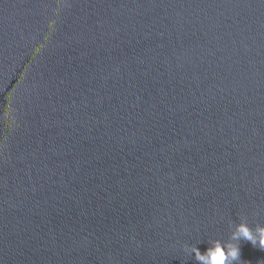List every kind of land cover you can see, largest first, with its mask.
I'll use <instances>...</instances> for the list:
<instances>
[{
	"label": "water",
	"instance_id": "water-1",
	"mask_svg": "<svg viewBox=\"0 0 264 264\" xmlns=\"http://www.w3.org/2000/svg\"><path fill=\"white\" fill-rule=\"evenodd\" d=\"M241 222L264 225V0H0V264H197L182 245Z\"/></svg>",
	"mask_w": 264,
	"mask_h": 264
},
{
	"label": "clouds",
	"instance_id": "clouds-1",
	"mask_svg": "<svg viewBox=\"0 0 264 264\" xmlns=\"http://www.w3.org/2000/svg\"><path fill=\"white\" fill-rule=\"evenodd\" d=\"M241 240L264 250V225L253 229L241 222L235 226L229 239L223 242L210 240L203 253L195 245H182V250L185 255L190 254L197 264H239Z\"/></svg>",
	"mask_w": 264,
	"mask_h": 264
}]
</instances>
